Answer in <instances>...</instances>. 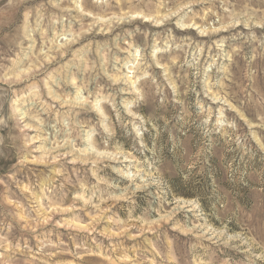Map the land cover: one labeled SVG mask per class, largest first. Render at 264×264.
Segmentation results:
<instances>
[{"label":"rangeland","instance_id":"obj_1","mask_svg":"<svg viewBox=\"0 0 264 264\" xmlns=\"http://www.w3.org/2000/svg\"><path fill=\"white\" fill-rule=\"evenodd\" d=\"M0 264H264V0H0Z\"/></svg>","mask_w":264,"mask_h":264},{"label":"bare ground","instance_id":"obj_2","mask_svg":"<svg viewBox=\"0 0 264 264\" xmlns=\"http://www.w3.org/2000/svg\"><path fill=\"white\" fill-rule=\"evenodd\" d=\"M133 13V12H132Z\"/></svg>","mask_w":264,"mask_h":264}]
</instances>
